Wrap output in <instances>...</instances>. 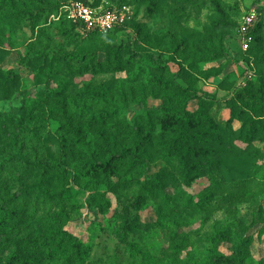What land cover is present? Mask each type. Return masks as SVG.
Listing matches in <instances>:
<instances>
[{"label": "rangeland", "instance_id": "obj_1", "mask_svg": "<svg viewBox=\"0 0 264 264\" xmlns=\"http://www.w3.org/2000/svg\"><path fill=\"white\" fill-rule=\"evenodd\" d=\"M13 1L0 5V232L36 240L26 264H64L38 225L88 247L81 264H264V0H98L130 23L104 33L67 16L93 0ZM113 56L121 70H104ZM60 94L79 136L50 110ZM133 125L139 161L124 172L111 149Z\"/></svg>", "mask_w": 264, "mask_h": 264}, {"label": "trees", "instance_id": "obj_2", "mask_svg": "<svg viewBox=\"0 0 264 264\" xmlns=\"http://www.w3.org/2000/svg\"><path fill=\"white\" fill-rule=\"evenodd\" d=\"M14 3L13 0H0V5H9L12 6ZM85 3H89L88 1H86ZM92 6H99L101 5V3L97 0H93L90 3ZM261 11L264 12V8H261ZM79 24V23H78ZM130 23L129 21H126L123 25L120 26H116L115 28L111 29V30H118L121 28H124L126 26H128ZM80 25V24H79ZM89 33H102V32H98V31H88ZM250 33V32H249ZM248 34V33H247ZM93 61V60H92ZM106 65H105V69L104 70H121V66L118 63V61L115 59V57H112V61H105ZM98 66V70L101 71L103 68L102 63H97ZM11 78H13V75L8 76L7 77V81L8 82H12L13 80H11ZM188 95V99H198L199 101L203 102L204 104H208L213 105L214 102L216 101L213 97L209 98L207 96H201L196 94L194 91L186 88L185 89ZM59 99L56 100L55 102V106L53 108H51L50 110L55 112V114L57 116H60L63 120L62 122V126L64 128V132L67 134H73L76 136H79V132H80V125H74L73 122V118L75 115H71L68 110H67V104L65 101L66 96H64L63 94H60ZM169 109L166 107H162V114H168ZM81 114H83V111L80 112ZM243 115L239 114V118H242ZM82 115H80L79 120H81ZM93 117V116H92ZM247 119H249V122L247 124H249V126L251 127L250 130L248 131V134H252L253 130H254V126H253V119L251 117H249V115L246 116ZM190 118L189 117H185L184 119H181V123L179 125V130L181 133L185 132V127L188 124ZM246 120V119H245ZM128 138H130V143L131 145H127L126 147L123 145L120 146H114L111 149V155H110V160L112 158H115V162L119 161V160H124V167L125 170L124 172H130L132 170H134L136 168L135 163L139 161L138 155L136 153V148L133 146V144L137 145V139H136V134H140V131L138 129L137 126L133 125L132 126V130L129 131L128 133H126ZM81 139V138H80ZM172 146V150L171 152L177 153L179 149H182L181 146L177 143H171ZM131 149V150H130ZM129 153V156H128ZM128 163V164H125ZM88 166V167H87ZM94 162L92 161L90 166H89V162H86L83 164V166L81 167V169H83V171H85L87 169V171L89 172L88 174H91L93 177L97 176L95 170H94ZM100 168H98L99 170ZM22 194H25V190L24 189H18L11 197L10 196H6V202L7 204L11 202V199L13 197H19ZM96 196L98 197V201L99 203L97 205H95V207H98L99 210H101L102 212L106 213L107 212V208H108V203L105 200L104 194L102 192H97ZM6 211L8 210V207L4 208ZM14 213L16 215H18V222L20 224H22V222L25 220V215L21 212V211H15ZM158 217L161 220V222L165 221L168 217H169V212L165 211L162 208H158ZM127 215V211L124 210V212L122 214H120L119 216H125ZM60 215H56L53 218V221L55 224H61V219H60ZM124 224H123V234L125 229L130 230L132 223L129 220V218H127L126 216L124 217ZM60 221V222H59ZM15 224L12 226V228L8 231H1L0 232V254H4L6 252V250H8L10 247H13V253L10 254V264H14L15 259H17L19 262V264H26L28 262V255H26L25 253H23L25 251V248L29 245V244H36V240H32L28 237H20L17 238L16 236L18 235V233L14 234V227ZM57 231H50V230H46L43 229L42 227H40L38 225L37 227V231L36 234L37 238L41 241V243L44 246L49 245L50 248H52V252L57 259H62L64 264H81L82 262H84V260H86V258H88V254H89V249L88 247L84 246L80 241H77L75 239H72V237L68 236L67 239H65L64 237H61L59 239H56L53 234H56ZM219 244V243H217ZM234 255H236V252L234 253ZM212 261L214 263H221L224 262L225 259L223 258H219V257H211ZM36 264H39L38 262Z\"/></svg>", "mask_w": 264, "mask_h": 264}, {"label": "built area", "instance_id": "obj_3", "mask_svg": "<svg viewBox=\"0 0 264 264\" xmlns=\"http://www.w3.org/2000/svg\"><path fill=\"white\" fill-rule=\"evenodd\" d=\"M67 16L69 19L80 24L85 31L106 32L116 26L123 25L128 17L124 9L107 8L104 9L99 6H92L81 1H75L65 6ZM251 18L242 26V31L247 34ZM248 24V25H246ZM248 40H250L248 38ZM244 46H247V42Z\"/></svg>", "mask_w": 264, "mask_h": 264}]
</instances>
